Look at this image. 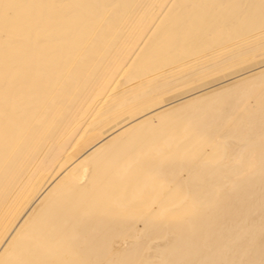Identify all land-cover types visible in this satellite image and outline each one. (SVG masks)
I'll return each mask as SVG.
<instances>
[{
    "label": "bare ground",
    "instance_id": "bare-ground-1",
    "mask_svg": "<svg viewBox=\"0 0 264 264\" xmlns=\"http://www.w3.org/2000/svg\"><path fill=\"white\" fill-rule=\"evenodd\" d=\"M258 50L264 0H0V264H264V64L165 98Z\"/></svg>",
    "mask_w": 264,
    "mask_h": 264
},
{
    "label": "rangeland",
    "instance_id": "rangeland-1",
    "mask_svg": "<svg viewBox=\"0 0 264 264\" xmlns=\"http://www.w3.org/2000/svg\"><path fill=\"white\" fill-rule=\"evenodd\" d=\"M260 51V52H259ZM256 52H257V54H256ZM256 52H254V53H252L253 55H251V54H249L250 55V57L248 56V58H246V57H244V58H246V59H242L241 61L240 60H238V61H236L235 63H233V65H228V66H225V67H223L222 69H220V70H213V71H211V72H209V73H205V75L203 76H197V77H193V78H191V79H189V80H191V81H193L192 83H191V81H186L187 83H185V84H182V85H179V86H181V87H183L184 86V88L185 89H182L181 90V87L179 88L178 86L176 87V88H173V89H171V90H174V91H172L173 92V94H172V92H170L169 94H168V92L164 95L165 96V98H169V97H172V96H176V95H181V94H184V93H188V92H191V91H193V90H199L200 88L202 89V87L204 88V87H206L205 85H207V84H210V83H213V82H220L222 79H225V78H227L228 79V77L230 76V78H232V77H234V76H236L237 74H239V73H241V71H243V72H245V71H247V68H250V69H252L253 67H258V66H261V64L263 63L264 64V50H258V51H256ZM261 53H262V55H261ZM260 54V55H259ZM255 55H258V56H256V58H254L253 59V57H255ZM252 57V58H251ZM251 58V59H250ZM257 59V60H256ZM244 60V61H243ZM250 61H253V62H250ZM241 62V63H240ZM243 62V63H242ZM247 62V63H246ZM249 62V63H248ZM238 63H240L239 65H238ZM235 64H237V65H235ZM242 65V66H241ZM258 65V66H257ZM252 67V68H251ZM246 69V70H245ZM249 69V70H250ZM229 70V71H228ZM220 71H223V72H220ZM214 73H217V74H214ZM236 74V75H235ZM210 76V79H209V76ZM214 75V76H213ZM216 75V76H215ZM225 77V78H224ZM210 80V81H209ZM218 80H220V81H218ZM226 80V79H225ZM207 81V82H206ZM223 81V80H222ZM205 82V83H204ZM191 84V85H190ZM193 84V85H192ZM187 85V86H186ZM194 85H195V87H194ZM207 86H209V85H207ZM178 88V90L176 91V89ZM170 90V91H171ZM180 90V91H179ZM185 90V91H184ZM195 90V91H196ZM183 91V92H182ZM180 92V93H179ZM168 94V95H167Z\"/></svg>",
    "mask_w": 264,
    "mask_h": 264
}]
</instances>
